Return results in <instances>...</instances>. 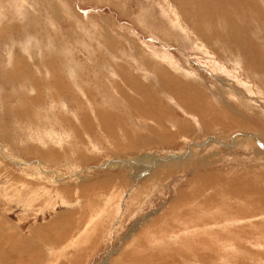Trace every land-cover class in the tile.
Wrapping results in <instances>:
<instances>
[{"label":"rangeland","instance_id":"374dc122","mask_svg":"<svg viewBox=\"0 0 264 264\" xmlns=\"http://www.w3.org/2000/svg\"><path fill=\"white\" fill-rule=\"evenodd\" d=\"M40 1L58 30L37 25L38 13L20 17L27 26L0 23V35L13 40L0 37V217L9 220L0 247L12 250L2 264H264V0H191L181 11L174 0H128L123 11L114 4L125 0H78L60 16V2ZM173 5L186 33L177 31ZM13 11L0 0V14L13 20ZM37 39L27 57L19 46ZM6 47L26 62L17 73ZM118 65L133 83L122 82ZM166 71L203 92L201 114L166 92ZM244 106L250 116L229 130L236 124L228 110ZM34 180L52 194L37 195ZM22 184L29 188L18 200ZM6 224L24 243L3 239Z\"/></svg>","mask_w":264,"mask_h":264},{"label":"bare ground","instance_id":"6f19581e","mask_svg":"<svg viewBox=\"0 0 264 264\" xmlns=\"http://www.w3.org/2000/svg\"><path fill=\"white\" fill-rule=\"evenodd\" d=\"M21 1V0H20ZM191 0H174V3L173 4H175V5H179V7H180V11H181V5H183V6H185V5H187L189 2H190ZM27 2V1H26ZM29 3V2H28ZM27 3V4H28ZM29 5V4H28ZM125 6V5H124ZM30 8V7H29ZM34 10V9H33ZM61 11V10H60ZM179 10H178V12H179V14H177V15H172V16H174V18H175V20H176V22L178 23V29L179 30H177V31H179V32H184V33H186V29L183 27V25H181V23H182V20H184L183 19V17H182V15H181V13L182 12H180ZM171 14H173V11H169ZM2 15V14H1ZM168 16H170V15H168ZM39 17V16H38ZM16 19V18H15ZM43 20V19H42ZM173 20V19H172ZM174 20V21H175ZM170 21V20H169ZM41 22V21H40ZM49 22V21H48ZM53 24V23H52ZM170 24V23H169ZM4 25V24H3ZM1 27H3V26H1ZM37 27V26H36ZM54 28V27H53ZM11 29H14V28H11ZM1 30V29H0ZM9 31V30H8ZM177 31H176V33H177ZM164 36V35H163ZM186 36V35H185ZM208 37V36H207ZM171 38H172V36H171ZM189 42V41H188ZM10 54V53H9ZM161 57V56H160ZM161 58H163V56L161 57ZM252 58H253V56H252ZM20 60V59H19ZM164 63V62H163ZM169 63V62H168ZM257 64H258V62H256ZM8 64V63H7ZM9 64H10V62H9ZM257 64H255L254 66H256ZM216 65V64H215ZM10 66V65H9ZM11 70V69H10ZM224 70V69H223ZM225 71V70H224ZM119 72H120V78H121V80H122V82H125L126 80L127 81H130L131 83H133L134 82V78H128V77H130L129 75H126V71L123 69V68H121V67H119ZM232 73V72H231ZM172 74H174V73H172L171 71L169 72V71H166L165 73H162L161 75H159V79H160V81L161 82H163V83H165L166 85H164V87H166L165 88V90H166V92H168V94L170 95V96H173V97H175V99L177 100V102H179L181 105H183V109H184V111H186L188 114H192V115H195V116H197L200 112H202V110H201V104H202V102H204V100H205V96H204V94H203V92H200L199 90H197V89H195L194 88V86L193 85H191V84H189V83H187V82H184V81H181L177 76H175V75H172ZM115 77V76H114ZM192 77V76H191ZM218 77V76H217ZM216 78V77H215ZM189 79V78H188ZM217 79H220V81H221V78L220 77H218ZM214 81H215V79H214ZM216 82H217V80H216ZM219 82V81H218ZM142 84V83H141ZM228 85V84H227ZM251 87V86H250ZM214 88V87H213ZM212 88V89H213ZM216 88V87H215ZM248 88V91H249V93L251 94V92H252V94L254 95V96H257L256 94V92L254 91V89H251V88H249L248 87V85L246 86V89ZM222 89H223V87H222ZM209 90V89H208ZM196 91V92H195ZM215 91H217V90H215ZM214 91V92H215ZM219 91H220V89H219ZM224 91V90H223ZM209 92H211L212 93V91H210L209 90ZM218 92V91H217ZM225 92V91H224ZM234 92L236 93V94H238L240 97H244V98H247V97H245L244 96V94H243V92H240V91H237V90H234ZM259 92V91H258ZM263 93V92H262ZM214 94V93H213ZM223 94V93H222ZM212 95V94H211ZM225 95V94H224ZM264 95V94H263ZM215 96V95H214ZM220 96H222V95H220ZM232 96V95H231ZM126 97V96H125ZM215 98H217L216 96H215ZM250 98H251V100L253 101V100H256V97L254 98H252L251 96H250ZM222 99V98H221ZM241 100V99H240ZM250 100V99H249ZM182 102H184V104L182 103ZM258 102V101H257ZM135 103V102H134ZM244 103V102H243ZM241 105V104H240ZM228 106V105H227ZM158 107V106H157ZM244 108H245V106H244ZM240 109L239 108V112L237 113V111L236 110H234V108L233 107H231V109L232 110H228V120L229 121H232L234 124H236V127H234L233 125H230L229 124V126H228V129L229 130H232L233 128L234 129H240V128H242V125H239L240 124V120H238V119H241L240 118V116L239 115H243V118L245 119V117H246V113H250L251 111L250 110H248V109ZM156 110V109H155ZM201 114V113H200ZM41 115V114H40ZM96 116V115H95ZM249 116H250V114H249ZM94 117V116H93ZM46 118V117H45ZM242 118V120H244ZM104 120V119H103ZM200 120V119H199ZM90 121V120H89ZM197 121V120H196ZM260 121V124L262 125V126H264V119H261V120H259ZM93 122V121H92ZM99 122V121H98ZM243 123V122H242ZM241 123V124H242ZM246 123V122H245ZM90 124V123H89ZM92 124V123H91ZM53 127V126H52ZM205 129H207L206 128V126H205ZM252 130V129H251ZM264 130V129H263ZM187 131H188V127H185V126H179V127H177V131H176V134H181L180 135V137L181 138H183L184 140H186V141H188V139H189V137L187 136ZM253 131V130H252ZM202 132V131H201ZM258 134V133H257ZM55 135V134H54ZM70 135H71V133H70ZM85 135V134H84ZM260 136V138H262L263 140H264V135L263 134H259ZM53 138V137H52ZM58 138V137H57ZM131 137H129V139L127 140L128 141V144H126L127 145V148H131V149H133V147H135V144L136 143H134L133 142V140H131L130 139ZM149 140H154V138L153 137H151V136H149ZM56 139V138H55ZM141 139V138H140ZM145 139V138H144ZM169 139V138H168ZM38 140V139H37ZM156 140H158V138L156 139ZM161 140L162 141H165V142H168L167 140H164L163 139V136H161ZM73 141H76V139H73ZM79 144V143H78ZM93 148V147H92ZM24 149H25V147H24ZM67 149V148H66ZM78 151H80V150H78ZM26 152H31L29 149H25V154H28V153H26ZM32 153V152H31ZM72 153V152H71ZM39 154V152L37 153V155ZM69 154H70V152H69ZM65 155V154H64ZM56 158L57 157H55V155L54 154H52L51 153V150L49 151V156L47 157V159H46V161H47V163H52V165H54V160H56ZM67 158V157H66ZM83 157H81L80 159H82ZM86 158H89V156H85V160H87ZM152 158V157H151ZM154 158V157H153ZM29 159V158H28ZM26 160V159H25ZM66 160V159H65ZM68 160V159H67ZM152 160V159H151ZM150 160V161H151ZM72 161H74V159L72 160ZM82 161V160H81ZM157 162V161H156ZM171 162V161H170ZM117 163H124L123 161H119V162H117ZM159 163H160V161H159ZM154 164V166H156V164L155 163H153ZM110 165V164H109ZM114 165V164H113ZM160 165V164H159ZM112 166V165H111ZM119 165L118 164H116V168L118 167ZM123 166V165H122ZM127 167V166H126ZM132 168V167H131ZM28 169V168H27ZM78 170V169H77ZM23 173H25L24 171H23ZM27 176V175H26ZM27 177H30V178H32V179H37V178H35L34 176H32V174H29V176H27ZM135 178V177H134ZM21 179H22V182L23 181H25L24 179H26V178H22L21 177ZM26 181H29L28 179L26 180ZM34 181H36V184L34 183V185H37L38 186V188H40L39 190L36 188L35 189V191H36V194L38 195L41 191H43V189H44V191H45V193L47 194V193H49V195H51L52 194V189H47V188H50V187H47V186H45V185H43V184H39L40 182L38 181V180H34ZM103 182H105V181H103ZM138 182V181H137ZM27 184H28V182H26ZM53 183V182H52ZM105 183H102V181H100V182H98L94 187V189H96V188H98V190L101 188V187H103V185H104ZM47 187V188H46ZM21 189L19 190V195L17 196L18 197V200L19 199H21V200H25V196L22 194V192L23 191H27V188H29L28 186H24L23 184H22V186L20 187ZM42 189V190H41ZM54 189V188H53ZM93 189V188H92ZM41 190V191H40ZM76 190V189H75ZM35 191H32L31 193L30 192H28V194L29 195H34V192ZM62 192V191H61ZM69 192V191H68ZM85 192V191H84ZM44 193V192H43ZM62 194H64V193H62ZM71 194V193H70ZM90 195V197H91V195L92 194H89ZM93 195H94V193H93ZM7 196V195H6ZM24 196V197H23ZM56 196V195H55ZM79 196V195H78ZM81 196V195H80ZM79 196V197H80ZM83 196H84V194H83ZM68 197V196H67ZM7 198V197H6ZM27 198V197H26ZM28 198H30L29 196H28ZM69 198V197H68ZM68 198H66L65 197V200H67V202H68ZM73 198H75V197H73ZM56 199H59V198H56ZM61 199V198H60ZM54 199L52 198L51 199V204H52V206H56L57 205V203H54V201H53ZM63 200V199H62ZM62 200H61V202H62ZM64 201V200H63ZM76 202H78L77 201V198H76ZM32 203V202H31ZM24 204H25V202H24ZM72 204V203H71ZM33 205H34V203H33ZM48 205V204H47ZM6 208V207H5ZM53 208V207H52ZM120 209V208H119ZM67 217V216H66ZM69 218V217H68ZM72 218V217H71ZM76 217L74 218V219H72L71 221L70 220H68L66 223H65V225H68L69 226V229L74 225V223L76 222ZM55 220V219H54ZM0 221H2L3 222V225H0V226H4L5 225V223H7V222H9V220H6L5 218L4 219H2L1 217H0ZM7 226V228H5L4 230H2V232H4V236L5 237H3V239L5 238L6 240L7 239H9V238H11V239H13V241H14V243H24V239L22 238V236L19 234V233H17V231L15 230V228L13 227V226H8V224H6ZM50 225H52V234L55 236V237H57V238H60V236H61V234H63L62 233V225H61V223H59V221H57V220H55L54 222H52ZM39 230V229H38ZM68 233V232H67ZM2 240V239H1ZM30 240L31 241H35V242H40V243H43V244H45V239H43V238H40V237H36V236H30ZM69 240V239H68ZM67 240V241H68ZM72 240H74V239H72ZM49 243H50V240H49ZM51 243L53 244V242L51 241ZM20 245V244H19ZM54 245V244H53ZM27 248V247H26ZM0 257H4V259H0V264H2V263H4V262H7L8 260H9V256L8 255H11V254H9L10 252H8V250H4L3 248H1L0 247ZM47 252V251H46ZM47 253H50V251H48ZM26 253H22L21 251H19V252H17V256H20V255H25ZM30 254V253H29ZM28 254V255H29ZM31 256H33V257H40V250H38V249H34V251H33V253H32V255ZM53 259V258H52ZM10 261V260H9ZM8 261V262H9ZM150 262V261H149Z\"/></svg>","mask_w":264,"mask_h":264},{"label":"crops","instance_id":"0c3cea01","mask_svg":"<svg viewBox=\"0 0 264 264\" xmlns=\"http://www.w3.org/2000/svg\"><path fill=\"white\" fill-rule=\"evenodd\" d=\"M27 1V2H26ZM58 2H60V4L59 5H56V4H53L54 6H55V8H54V16H60V9H61V7H62V5H63V7H65V9L66 10H68L69 12H71V11H75V8H77V5H78V0H73L74 1V4H73V6H68V4H67V1H65V0H57ZM98 3L100 2V3H102L103 1L102 0H96ZM109 1V0H108ZM117 1H124V0H115V2H117ZM128 0H125V2L126 3H121V4H123V5H120V6H117V4H114V6L115 7H117L118 9H120V10H126V9H129L128 8V2H127ZM164 1H168V2H171V0H164ZM5 2H6V4L9 6L10 4H12V7H13V14H12V17H13V20L12 19H7V17L5 18V16H3V14L1 15L0 14V23L2 24H4V21H5V24L6 23H9L10 21H19V22H21L23 25H25V26H27L23 21H20L19 19H20V17L21 18H23V19H25V18H27L28 17V15L31 13V14H33L34 15V13H38V16H39V19L37 20L38 22H37V25L39 24V22L41 21V22H46L47 24H49V28L51 29V27H52V29L53 30H58V28H57V25H55L56 23H55V20H53V18H50V17H46V18H44L43 17V15H41L40 13H39V10H40V8H42L44 5L43 4H41L40 2V0H5ZM29 2V3H28ZM53 2V1H52ZM29 5H28V4ZM125 5V6H124ZM30 7V8H29ZM101 9H103V10H106V9H108L110 6H106V8H103V7H101V6H99ZM3 8H4V6H3ZM56 8H59V11L56 9ZM171 8H172V10L173 11H177L178 12V10L176 9V6L175 5H173V6H171ZM34 9V10H33ZM84 9V8H83ZM38 11V12H35V11ZM56 12V13H55ZM60 12V13H59ZM80 13H82V12H80ZM28 14V15H27ZM177 14H179V12L177 13ZM70 15V14H69ZM134 17H138L137 19H141V18H144V17H139L138 15H134ZM16 18V19H15ZM44 18V19H43ZM22 19V20H23ZM43 19V20H42ZM136 19V21H137V23L139 24V25H141L142 23H145V21H138ZM165 20H167L166 18H164ZM49 21V22H48ZM53 23V24H52ZM2 26H4V25H2ZM54 27V28H53ZM42 29H43V27H41ZM12 30H14L15 32L17 31V29H9V31H12ZM27 34H29V33H27ZM0 37H2L5 41H12L13 42V40L11 39V38H9L8 36H6V35H0ZM39 40L40 39H37L36 41H33V42H31V43H29L28 45H24V44H22V45H20L19 46V48L26 54V56L28 57V54L29 53H36L37 51H36V46H37V44L39 43ZM52 46L54 47V45L52 44ZM52 47V48H53ZM11 49H13V47H6V48H4V49H2V51L3 52H5V61L8 63L7 64V66H9V67H13V71H16L15 73H17V70H16V67L17 68H20L21 66H25V64H26V62H23V61H19L18 62V64H17V61H15V60H12V58H11V56H10V54H12V52H11ZM10 53V54H9ZM13 55V54H12ZM13 57H18V56H16V55H13ZM20 59V58H19ZM21 60V59H20ZM23 60H26V58L25 59H23ZM9 62H10V64H9ZM119 66L120 65H118V67L117 68H119ZM9 71H11L10 69H9ZM26 73V72H25ZM24 79V80H23ZM22 79V81H25V79H27V77L26 78H23Z\"/></svg>","mask_w":264,"mask_h":264}]
</instances>
